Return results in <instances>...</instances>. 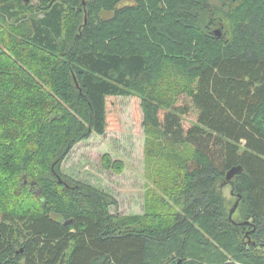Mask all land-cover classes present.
I'll return each instance as SVG.
<instances>
[{
	"label": "trees",
	"instance_id": "16d2710c",
	"mask_svg": "<svg viewBox=\"0 0 264 264\" xmlns=\"http://www.w3.org/2000/svg\"><path fill=\"white\" fill-rule=\"evenodd\" d=\"M117 96L144 113L142 216L60 171ZM0 264H264V0H0Z\"/></svg>",
	"mask_w": 264,
	"mask_h": 264
},
{
	"label": "rangeland",
	"instance_id": "374dc122",
	"mask_svg": "<svg viewBox=\"0 0 264 264\" xmlns=\"http://www.w3.org/2000/svg\"><path fill=\"white\" fill-rule=\"evenodd\" d=\"M6 77L11 79L9 75ZM15 79L22 83L20 92L23 94H28L36 83L35 76L27 70ZM115 100L116 124L103 135L91 134L74 144L63 159L60 171L66 177L110 194L116 201L109 207L112 214L142 216L147 210V191L153 188L150 179L154 178L148 174L146 166L144 113L137 97L117 96ZM117 162L121 163L120 169H117ZM223 193L231 203L234 201L228 186L223 187Z\"/></svg>",
	"mask_w": 264,
	"mask_h": 264
},
{
	"label": "water",
	"instance_id": "95a60500",
	"mask_svg": "<svg viewBox=\"0 0 264 264\" xmlns=\"http://www.w3.org/2000/svg\"><path fill=\"white\" fill-rule=\"evenodd\" d=\"M222 23H220L217 27H215L213 30H212V33L214 36L216 37H221L222 36ZM241 170V166H234L232 167L231 169H229L226 173V180L230 179L236 172H239ZM238 204V201H235L234 205L232 206V208L230 209V212H229V216H231V214L233 213V211L235 210L236 206Z\"/></svg>",
	"mask_w": 264,
	"mask_h": 264
}]
</instances>
